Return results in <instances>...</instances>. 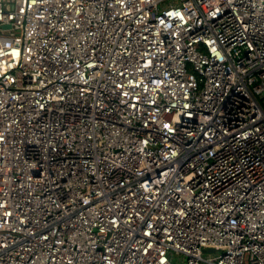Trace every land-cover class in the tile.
<instances>
[{
	"label": "built area",
	"instance_id": "1",
	"mask_svg": "<svg viewBox=\"0 0 264 264\" xmlns=\"http://www.w3.org/2000/svg\"><path fill=\"white\" fill-rule=\"evenodd\" d=\"M264 0H0V264H264Z\"/></svg>",
	"mask_w": 264,
	"mask_h": 264
},
{
	"label": "water",
	"instance_id": "2",
	"mask_svg": "<svg viewBox=\"0 0 264 264\" xmlns=\"http://www.w3.org/2000/svg\"><path fill=\"white\" fill-rule=\"evenodd\" d=\"M261 98H264V94L262 95V97Z\"/></svg>",
	"mask_w": 264,
	"mask_h": 264
}]
</instances>
